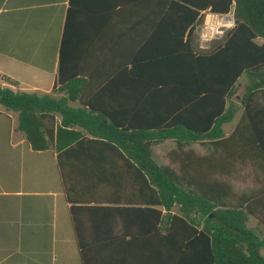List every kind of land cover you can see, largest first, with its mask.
<instances>
[{"label":"trees","instance_id":"obj_1","mask_svg":"<svg viewBox=\"0 0 264 264\" xmlns=\"http://www.w3.org/2000/svg\"><path fill=\"white\" fill-rule=\"evenodd\" d=\"M207 9L220 15L233 9L235 26L203 49L197 28ZM154 13L163 18L154 20L153 28L167 33L148 39L146 50H151L141 61L140 73L149 79L144 86L151 123L117 119L87 99L80 80L65 81L63 58L59 88L42 94L0 85V105L18 112L19 130L34 150L61 151L84 138L111 145L125 159L132 180L145 187L140 202L160 208L147 211L156 223L163 220L164 237L186 264H264V234L248 227L264 206V180L257 179L264 173V0H159ZM130 73L137 74L135 68ZM242 76L248 83L238 97ZM241 108L226 136L224 125ZM165 140L209 142L214 150L169 152L167 163L160 164L151 143ZM238 179L254 184L239 190ZM96 208L108 211L109 218L121 210ZM77 209L71 214L82 264H91L83 252ZM161 209L167 212L163 219Z\"/></svg>","mask_w":264,"mask_h":264},{"label":"crops","instance_id":"obj_2","mask_svg":"<svg viewBox=\"0 0 264 264\" xmlns=\"http://www.w3.org/2000/svg\"><path fill=\"white\" fill-rule=\"evenodd\" d=\"M158 2L0 0V85L49 94L60 87L63 58L65 81L80 80L87 99L117 119L151 123L144 86L149 79L140 68L151 50L148 39L167 33L153 28L163 18L154 13ZM134 68L137 74L131 75ZM241 78L246 88L247 78ZM239 118L229 132L224 125L226 136ZM170 141L179 147L174 140L159 144ZM127 168L111 145L92 138L61 151L34 150L19 130L18 112L0 105V264H82L74 206L80 208L83 252L91 264H186L164 237L163 220L156 223L147 211L160 208L140 202L146 189ZM257 179L264 180V173ZM96 207L121 210L109 218ZM166 215L162 210V219ZM252 219L264 229V206Z\"/></svg>","mask_w":264,"mask_h":264},{"label":"rangeland","instance_id":"obj_3","mask_svg":"<svg viewBox=\"0 0 264 264\" xmlns=\"http://www.w3.org/2000/svg\"><path fill=\"white\" fill-rule=\"evenodd\" d=\"M216 22V19H215ZM245 79L241 78L238 82L237 85V96L241 97V95L244 92V88H245ZM235 101L240 104L239 100H237L235 98ZM241 113L240 112L237 114L236 116V120L239 118ZM235 126V123H231L228 125H225V130L229 132V129H233ZM179 147L177 146V144L173 143V142H167V144H163L165 146H162V144H159V142H155V143H151V150L153 151V156L156 159V161L160 164H166L167 160L165 157V154L169 151V152H181V151H193L196 153H200V154H209L214 150V146L212 143H201V142H194V143H179L177 142ZM168 152V153H169ZM234 184L236 186L237 189L239 190H243V189H247L248 187H252L253 186V182L251 181V179L249 180H235ZM248 227L253 228L254 230H256L257 232L263 234L264 233V229L259 227L258 225H256L255 219L252 221L250 220L248 222ZM264 253V250H263Z\"/></svg>","mask_w":264,"mask_h":264},{"label":"built area","instance_id":"obj_4","mask_svg":"<svg viewBox=\"0 0 264 264\" xmlns=\"http://www.w3.org/2000/svg\"><path fill=\"white\" fill-rule=\"evenodd\" d=\"M216 19V22H215ZM235 26L234 13L225 15L206 13L203 25L199 29L200 47L206 49L212 40L222 38L225 32Z\"/></svg>","mask_w":264,"mask_h":264}]
</instances>
